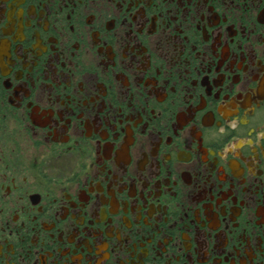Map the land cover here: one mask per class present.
I'll return each mask as SVG.
<instances>
[{
	"label": "flooded vegetation",
	"instance_id": "af4514ba",
	"mask_svg": "<svg viewBox=\"0 0 264 264\" xmlns=\"http://www.w3.org/2000/svg\"><path fill=\"white\" fill-rule=\"evenodd\" d=\"M0 264H264V0H0Z\"/></svg>",
	"mask_w": 264,
	"mask_h": 264
}]
</instances>
